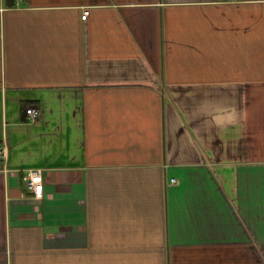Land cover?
<instances>
[{"label":"crops","instance_id":"obj_1","mask_svg":"<svg viewBox=\"0 0 264 264\" xmlns=\"http://www.w3.org/2000/svg\"><path fill=\"white\" fill-rule=\"evenodd\" d=\"M3 149L0 264H264V0H0Z\"/></svg>","mask_w":264,"mask_h":264},{"label":"built area","instance_id":"obj_2","mask_svg":"<svg viewBox=\"0 0 264 264\" xmlns=\"http://www.w3.org/2000/svg\"><path fill=\"white\" fill-rule=\"evenodd\" d=\"M86 17V12L82 14V18ZM30 121H35L39 116V109L33 106H26L24 109ZM6 154L5 150L0 151V157ZM23 181L26 183L27 188L32 198L39 199L42 197L43 192V174L39 168H32L27 171L23 176Z\"/></svg>","mask_w":264,"mask_h":264},{"label":"trees","instance_id":"obj_3","mask_svg":"<svg viewBox=\"0 0 264 264\" xmlns=\"http://www.w3.org/2000/svg\"><path fill=\"white\" fill-rule=\"evenodd\" d=\"M12 2H13V0H12Z\"/></svg>","mask_w":264,"mask_h":264}]
</instances>
